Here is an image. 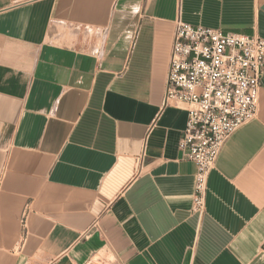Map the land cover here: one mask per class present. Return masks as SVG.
<instances>
[{
  "label": "crops",
  "instance_id": "crops-1",
  "mask_svg": "<svg viewBox=\"0 0 264 264\" xmlns=\"http://www.w3.org/2000/svg\"><path fill=\"white\" fill-rule=\"evenodd\" d=\"M179 17L264 38V0H0V264H264V76L193 213Z\"/></svg>",
  "mask_w": 264,
  "mask_h": 264
},
{
  "label": "built area",
  "instance_id": "built-area-1",
  "mask_svg": "<svg viewBox=\"0 0 264 264\" xmlns=\"http://www.w3.org/2000/svg\"><path fill=\"white\" fill-rule=\"evenodd\" d=\"M263 76L261 36L176 20L166 102L190 107L179 149L197 166L193 213L206 211L208 179L226 143L258 118Z\"/></svg>",
  "mask_w": 264,
  "mask_h": 264
},
{
  "label": "rangeland",
  "instance_id": "rangeland-1",
  "mask_svg": "<svg viewBox=\"0 0 264 264\" xmlns=\"http://www.w3.org/2000/svg\"><path fill=\"white\" fill-rule=\"evenodd\" d=\"M102 264H105V263H102Z\"/></svg>",
  "mask_w": 264,
  "mask_h": 264
}]
</instances>
